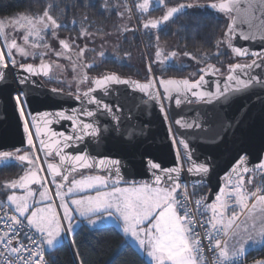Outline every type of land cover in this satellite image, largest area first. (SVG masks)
<instances>
[{
	"label": "snow or ice",
	"instance_id": "1",
	"mask_svg": "<svg viewBox=\"0 0 264 264\" xmlns=\"http://www.w3.org/2000/svg\"><path fill=\"white\" fill-rule=\"evenodd\" d=\"M98 2L77 0L85 8L95 7ZM240 2L213 0L201 4L199 0H186L166 6L165 0H158L160 5L166 6V12L159 19L148 20L143 25L145 29L159 30L170 21L186 15L189 9H211L223 14L229 21L216 41L215 58L219 60L221 55L229 52L237 58H250L245 63L230 64L227 82L223 87L217 82L214 92L203 90V86L208 84L205 76L220 72L213 64H207V70L199 69L204 74L194 82L189 79L158 81L165 86L164 95L169 101L173 100V93L177 94L174 101L176 106L194 102L212 105L204 113L202 121L199 118L197 121L173 119L168 124L167 132L172 144L182 146V150H176L177 165L174 167H162L154 162V137L147 126L149 122L141 121V114L135 110L134 97H126L123 103L119 100L106 103L95 94L97 89L108 93L109 86L113 84H131L134 90L146 94L150 99L160 97L155 88V78L147 83H136L112 74L90 80L84 70L93 68L96 61L94 59L89 63L85 54L97 52L95 48H89V43L94 41L99 30H81L83 47L74 39H60L59 31L69 27L60 19L70 10L67 5L61 9L63 0L60 3L45 0L40 12L29 10L0 18V113L6 120L15 118L20 123L24 133H27L29 145L27 151L19 148L0 151V164L14 160L25 165L23 174L18 178L0 184V195L6 200V203L0 200V264H47L45 253L48 249H55L58 244L66 242L75 243L74 237L70 238L69 234L75 232L77 214L91 225H96L105 216L122 220L124 233L136 240L138 247L150 258V264H207L205 250L212 253L215 264H244L248 246H253L254 251H264V248L254 247L264 244V21L260 25L253 23L258 19L255 16L257 11L264 16V0H245L247 7L244 9L240 8ZM150 6L151 0L140 3L133 0L132 6L112 4L111 0L100 3L103 11L114 8L119 16L127 15L129 19L133 8L145 13ZM57 11L60 16L53 15ZM243 25H247V30ZM49 37L58 42V48L48 42ZM241 40L249 43L259 41L261 50L245 48L239 44ZM183 54L189 55L186 51ZM104 55L101 46L98 56L103 58ZM156 55L159 58L161 53L157 52ZM52 56L68 60L76 73L73 77L76 92L72 98L80 101L81 107L71 114L64 110L34 114L30 107L33 93L43 87L35 78L57 81L58 74L63 72V65L51 60ZM176 56L177 53L172 52L164 56L161 63ZM204 59H207V54ZM256 69H260V72H255ZM151 70L149 65L148 71ZM58 82L60 87L49 90L52 97L64 95V87L73 86L67 80ZM84 84L94 87L90 86L81 93L79 87ZM238 93L248 94L245 102L233 98ZM41 95L51 99L47 92ZM253 96L258 97V103H252ZM190 97H195L196 101ZM85 104L94 107L87 108ZM257 109L262 148L258 162L250 165V147L256 135L253 113ZM160 111L168 120L163 103L160 104ZM37 115L45 118L44 128L53 120H68L74 124L73 135L49 130L44 133L47 139L39 141L45 158L52 157L53 153L59 157L58 164H47L50 183L55 185V196L59 198L58 205L48 195V177L40 175L45 170L38 163L40 157L32 151L36 144L31 126H36L35 135H41ZM81 117L90 118V122H85ZM100 117L110 118L115 123L110 129L103 127ZM173 125L178 129H198L197 135L219 150L220 155L233 157L234 162L224 177V186L219 188L213 202L209 203L203 197L193 202L191 197L195 193H189L182 174L196 177L197 182L204 185L219 158L217 153L201 159L190 147L187 137L183 133L178 136L173 131ZM86 138H89V143L84 144ZM91 141L96 143L93 145ZM80 144H84V148H80ZM102 145L106 150L115 149L121 158L104 155L97 159L92 153ZM69 148L78 151L75 154L64 151ZM88 148H91V152L85 150ZM138 162L146 163L151 171V181L138 183L124 178L123 172H130ZM97 168L104 174H92ZM81 170L89 171L85 173ZM74 174H79L80 178ZM197 182L192 184L193 188ZM33 185L38 189L34 190ZM17 190H23V194L18 195ZM93 192L94 195H82ZM58 209H62V212ZM110 264H115V260ZM256 264H264V260Z\"/></svg>",
	"mask_w": 264,
	"mask_h": 264
},
{
	"label": "trees",
	"instance_id": "2",
	"mask_svg": "<svg viewBox=\"0 0 264 264\" xmlns=\"http://www.w3.org/2000/svg\"><path fill=\"white\" fill-rule=\"evenodd\" d=\"M129 1L131 4L133 3V0ZM56 2L60 3V0H56ZM102 2L103 0H99L95 7L85 8L77 3V0H63L61 9L67 5L70 10L63 16H60L59 11L53 13V15L60 16L62 23L69 25L67 29L60 31L64 34L79 35L77 24L80 21L83 24H88L91 29H102L106 24L111 25L118 22L119 15L116 9L109 8L107 11H103L100 7ZM115 2V4L127 3L126 0H115ZM181 2H186V0H165V5L173 6ZM187 2H192V0H187ZM209 2L210 0H199L201 4ZM44 3L45 0H0V18L11 17L16 13L29 10L43 11ZM162 10L160 8L154 10L151 15L159 17ZM228 22L226 16L213 12L211 9H189L186 15L180 16L174 22L170 21L159 30L149 28L143 31L141 29V36L136 33L131 37L132 44H129L131 51H143L138 56L141 66H126L114 60L105 62V66L109 68L117 67L118 72L130 74L137 79H144L140 78L142 76V65L146 63L147 69L150 64L146 61L147 55L144 53L143 46H145V51L147 50L150 57L153 55L157 58L156 53L162 48L167 47L168 50H172L175 47L182 52H188L190 57H202L207 54V57L211 59L210 62L227 64L230 53L221 55L219 60L215 57L217 52L216 41L224 33ZM157 36L159 37L158 40ZM130 47H127V49L129 50ZM192 64L193 62L181 63V65L174 62L164 64L159 59L157 66L152 64V69L154 75L163 80L186 79L187 77H193V80H195L202 72L192 68ZM146 72L150 74L148 77L153 74L148 69ZM22 172L23 165H20L17 161L13 160L7 164H0V183L7 179H16ZM207 191L208 188L204 185L195 188V193L198 195H205ZM73 237L75 243H72V246L69 242H66L58 244L55 249L48 251L51 264H110L112 260H115V264H149L132 244L125 241L123 234L113 225L90 229L87 225L82 224L70 235V238ZM258 248H264V244ZM257 260H264V251L250 250L245 261L253 262Z\"/></svg>",
	"mask_w": 264,
	"mask_h": 264
},
{
	"label": "water",
	"instance_id": "3",
	"mask_svg": "<svg viewBox=\"0 0 264 264\" xmlns=\"http://www.w3.org/2000/svg\"><path fill=\"white\" fill-rule=\"evenodd\" d=\"M240 8L244 9L247 7V4L245 3V0H241L240 2ZM255 16L258 17V19L254 20L253 23L256 25H260L262 21H264V16L260 14L259 11L255 13ZM245 30H247V25H243ZM239 44L243 45L245 48H249L252 51H260L261 50V44L259 41H256L254 43H249L245 41H239ZM245 63V62H240ZM207 70V69H206ZM255 72H260V69H256ZM204 73H201L200 75H203ZM227 74L221 75H206L205 79L208 81V84L203 86L204 91H215L216 90V83L219 82L221 86L227 82L226 77ZM112 75V74H109ZM117 75V74H114ZM199 75V76H200ZM119 76V75H117ZM121 79L133 81L136 83H147L149 79L155 78L157 80V83L155 85V88L159 91L160 97L157 100L150 99L146 94L140 93L139 91H136L132 88L131 84H113L109 86V92L103 93L101 89H97L98 96L102 97L106 103H112L113 101L119 100L121 103L124 102L125 98H133L135 99L136 108L135 110L138 111L140 115L141 121H147L148 127L151 128L152 136L154 137V145H155V161L157 163H160L162 167H174L177 165L176 160V150L177 145L172 144L170 135L167 132L168 124L172 122L173 119H183L187 121H197L198 118L202 121L204 118V113L212 107V105L205 104L203 102H194V103H183L180 106L175 105V97L176 93H173V100L169 101L167 96L164 95V85L160 84L158 81L163 80L155 75H152L147 80H140L137 78H131V77H121ZM42 78L45 77H36L41 85H43L42 88H39V90L35 93H33V97L31 99L30 107L33 110L34 114H40L45 111L47 112H58L61 110H64L66 113L71 114V112L74 109H79L81 107L80 101L75 100L72 98L71 92L63 91L65 94L52 97V94L49 92V90L53 87L47 86ZM102 78V77H97ZM97 78H93L97 79ZM196 78L195 80H198ZM179 80V79H178ZM190 80V81H195ZM94 87V85H91ZM87 91V89L85 90ZM251 92V90H249ZM256 91H259L258 89ZM47 92L48 96L51 97V99H46L41 93ZM84 92V91H83ZM246 93H238L233 97L236 100H239L241 103L245 102L247 99ZM193 101H196L195 97H190ZM163 103L165 112L168 114V120L164 119V113L160 111V104ZM252 103H258V97L253 96L252 97ZM85 107L92 108L94 106L85 104ZM126 111V109H125ZM259 110L257 109L253 113V119L256 124V135L255 138L252 141L250 151L252 155L250 156V165L255 164L258 162V158L261 155V140L259 137ZM85 120V122H90V118L87 117H81ZM31 119V118H30ZM45 118L37 115V124L41 127V135L37 136L38 142L40 139L44 138L47 139L46 136H44V133L51 131H55L57 133H64L65 135H73V129L74 124L71 121L68 120H60L55 121L48 125L47 128L43 127V120ZM100 122L103 127L111 128L112 124L115 122L111 121L110 118L100 117ZM34 132L36 131V126H33ZM173 131L176 132V134L179 136L181 133L184 134V136L187 137V139L190 141V147L195 151V153L202 159L205 155L211 154L213 152H216L218 155V159L215 161V163L212 166V171L208 178L206 179L204 186L208 188V191L206 192V200L211 203L214 201L215 195L218 193L219 188L221 187L222 183V175L225 174L230 170L231 165L233 164L234 160L233 157L229 154L220 155L219 150H216L213 145L210 143H207L203 141L197 133L199 132L198 129H178L176 125H173ZM107 135V133H105ZM89 143V138H86L84 144ZM91 143L94 145L96 141H91ZM84 144H80V148H84ZM180 149L182 150V146H180ZM16 148H19L21 150H29V145L27 144V133H24L22 127L20 126V123L15 119L12 118L11 120H6L4 115L0 113V151H14ZM86 151L91 152V148L85 149ZM33 151V149H32ZM41 151L44 153V150L41 149ZM65 152L69 154H75L78 149H65ZM101 155H97V154ZM93 155L97 156V159L103 158L104 155H108L113 159H120V154L115 149H105V147L102 145L101 147L97 148L95 152L92 153ZM52 160L48 161V163H59V157L55 156L53 153V156L51 157ZM83 172L89 171V170H81ZM94 172L103 173L99 168L95 169ZM50 174V173H49ZM104 174V173H103ZM41 175V173H40ZM75 175V174H74ZM124 178L126 180L132 181H151L152 175L151 171L147 169V165L137 163L136 167L132 169L130 172L124 171L123 172ZM188 180L191 184L198 181V178L196 177H190L188 176ZM182 179L185 180L184 174H182ZM203 185H200L198 182L196 184L195 188H199Z\"/></svg>",
	"mask_w": 264,
	"mask_h": 264
},
{
	"label": "rangeland",
	"instance_id": "4",
	"mask_svg": "<svg viewBox=\"0 0 264 264\" xmlns=\"http://www.w3.org/2000/svg\"><path fill=\"white\" fill-rule=\"evenodd\" d=\"M127 3L129 6H132V4L130 3L129 0H126ZM136 3H140L142 2V0H135ZM210 2H213V0H210ZM215 2H219V0H215ZM111 3L112 4H115V0H111ZM163 9L162 10V14H160L159 17H156L154 15H151L152 11L154 10H157V9ZM166 12V8L164 7V5H160L158 3V0H151V6H150V9L148 12H145V13H141L138 9H135L133 8V12L131 14V19L127 18V15L125 17H121L119 16V20L118 22L114 23V24H111V25H104L101 28H94V29H91L89 28V25L88 24H83L82 21H80L77 25L79 27V35L78 34H74V35H70L69 33L68 34H64L63 32L59 31L58 35H59V38L60 39H64V38H70V39H74L76 41L77 44H80L81 47H83V43L82 41L84 40V38L81 36V30L82 29H88L89 31H92V32H97V30H99V32L97 33L96 35V38L94 39V41L92 43H89V48H95L97 50V52L95 53H92V52H89V53H86L85 54V59L89 62V63H92L93 60L95 59L96 61V66L97 65H100V62L104 59H111V58H117L118 60H120L122 63H125L126 65H130V66H135V67H138V66H141V63H139L140 59H139V55L143 52V51H135V52H132L131 51V47L129 46V44H131V37L133 35H135L136 33H138L140 36H141V29L143 31H145L146 29L143 27L144 23L147 22L148 20H151V19H159L164 13ZM223 15V14H222ZM228 20V18H227ZM127 28L128 31H123V29ZM119 29V31H118ZM153 30V29H152ZM104 33H109L110 35H107L105 36ZM48 42L50 44L53 45V47H57L58 48V42L57 41H54L51 37L48 38ZM143 43V42H142ZM127 44L124 47V45ZM101 46L103 48V51L105 53L104 57L103 58H100L98 56V52L99 50H101ZM127 47H130V49L128 50ZM144 47V53H146L147 55V58H146V61L147 63H149L151 65V69L153 68L152 64H154V66H157V63L159 62V59L160 61L163 59L164 56H168L170 55L172 52H176L177 53V56L173 59V60H170V61H167L165 62L164 64L166 63H175V64H178V65H181L182 64H186L188 62H193V64L191 65L192 68H195L199 71V69L202 67V66H206L207 64H213L215 66H219V67H224L223 64H218L217 62L214 63V62H210V58L207 57V59L205 60L204 57L205 56H202V57H195L196 59H193L192 57H190L189 55L188 56H185L182 52L180 51L178 48H175L172 49V50H168L169 48L165 47L164 49L162 48V50H159L158 52L161 53V56L158 58H156L155 56L151 55V57L148 55L147 53V50L145 51V46ZM123 50V52H122ZM75 51H73L74 55H75ZM230 53V52H229ZM135 55V56H134ZM19 59V57H17ZM50 58H55L54 56L50 57ZM151 59V60H150ZM203 60L204 62H200L198 63V61H201ZM238 60L237 57H235L233 54L230 53V59L229 61H227V67L230 65V64H234L236 63ZM30 62V61H29ZM60 63L61 65H63V72L58 74V79L60 81H63V80H67L69 82H72L73 81V77L76 75V73H74L72 71V67H71V64L68 60L64 59V58H61L60 59ZM146 64V63H145ZM142 65V68L141 69V73H142V76L140 78H144L143 80H147L148 79V76L150 74H147L148 72L147 69H146V66ZM149 66V65H148ZM147 66V67H148ZM223 69V68H222ZM88 70V69H87ZM150 73H153V69L151 70ZM151 75H154L151 74ZM186 79H189V80H193V77H187ZM85 173H88V171H86ZM92 174H99V175H103V173H98V172H94ZM76 175V178H80L79 174H75ZM136 182H142V181H136ZM48 188H49V193L48 195L52 197L53 199V202L58 205V201H59V198L55 196V185L52 184V186L49 185V183L47 184ZM34 190L38 189V186L36 185H33L32 186ZM53 188V189H52ZM17 194H23V190H17ZM84 194H93L94 193H82V195ZM58 199V200H57ZM0 200H5L4 196L0 195ZM6 202V200H5ZM74 207V206H73ZM58 211H61L62 212V209H58ZM78 214H77V218L76 220L74 221V224H76V226H78ZM89 227H100V226H108V225H113L115 227H117L119 229V231L123 234L124 238H125V241L126 242H129L130 244H132L147 260L148 262L150 263V258L147 257V255L138 247V243L136 242V240L131 236V235H126L123 231V221L122 220H117L115 218V216L113 217H107L105 216L100 222H98L96 225H91L89 223H86ZM71 235L73 233H70ZM52 249H48V251H51ZM257 261H253V262H247L248 264H256Z\"/></svg>",
	"mask_w": 264,
	"mask_h": 264
},
{
	"label": "flooded vegetation",
	"instance_id": "5",
	"mask_svg": "<svg viewBox=\"0 0 264 264\" xmlns=\"http://www.w3.org/2000/svg\"><path fill=\"white\" fill-rule=\"evenodd\" d=\"M131 44H132V41H130ZM74 55V53H73ZM51 60H55V61H58L60 63V59L59 57H55L54 59L53 58H50ZM114 60L115 62L119 61L121 64H125V63H122L120 60H118L117 58H111V59H104L100 62V65H95L93 68H90V69H85L84 71H86L88 77L90 78V80H92L93 78H97V77H103L104 75H109V74H117L121 77H131V78H135L133 77L132 75L130 74H123L121 72H118L116 69L117 67H113V68H109V67H106L105 66V62L107 61H111ZM250 60L249 57H241V58H238L237 62L236 63H240V62H248ZM32 62V61H30ZM38 62V61H37ZM114 62V63H115ZM61 64V63H60ZM116 65V64H115ZM126 65V64H125ZM126 66H130V65H126ZM224 67H219V66H216L217 68L220 69V72L218 74H221V75H224L226 74L228 71V67H227V64H223ZM133 67V66H131ZM202 68L206 69V66H202ZM201 68V69H202ZM149 78V77H148ZM43 82L47 85V86H50V87H60V83L58 81H60L57 77V81H52L50 82L48 78H42ZM142 80V79H140ZM73 83V86L72 87H68V86H65L63 91H67V92H71V93H75L76 92V87H75V82L72 81ZM91 84H84V85H81L79 87V91L82 93L83 91H85L86 89H88V87H90ZM22 151H26V150H22ZM46 161H50L52 160L51 157H48V158H45Z\"/></svg>",
	"mask_w": 264,
	"mask_h": 264
},
{
	"label": "built area",
	"instance_id": "6",
	"mask_svg": "<svg viewBox=\"0 0 264 264\" xmlns=\"http://www.w3.org/2000/svg\"><path fill=\"white\" fill-rule=\"evenodd\" d=\"M30 130L33 133V140H34V143L36 144V148L33 149V152H35V154L40 157V160L38 161V163L45 170V171H43L41 173V175L48 177V180H49L48 183H49L50 186H52V184L50 183L51 177H50L49 172L47 171V161L45 159L44 153L41 151V148L39 147V142H38V139H37V137L35 135L33 126H31ZM176 145H177V149L180 148L178 144H176ZM181 163H184V162L181 161ZM184 166L187 167L186 163L184 164ZM228 172L223 174L222 177H221V179H222L221 187L224 186V177L228 174ZM184 176H185V180L184 181L187 182V184H188L189 193L190 194L195 193V188H193L192 184L189 182L187 174H184ZM202 197L206 198V194L205 195H198L197 193H195V195H192L191 198H192V201L194 202L196 199H200ZM192 207H193V209H195V204L194 203L192 204ZM6 210L7 209H5V211ZM201 235L203 236V230H201ZM70 245L72 246V243H70ZM205 257H206V260H207V264H215V260H214V257L212 255V253H209L207 250H205ZM45 259L47 261V264H51V262L49 260V256H48V250L45 253ZM244 264H248L247 261H245Z\"/></svg>",
	"mask_w": 264,
	"mask_h": 264
},
{
	"label": "crops",
	"instance_id": "7",
	"mask_svg": "<svg viewBox=\"0 0 264 264\" xmlns=\"http://www.w3.org/2000/svg\"><path fill=\"white\" fill-rule=\"evenodd\" d=\"M24 168H25V165H23V169H24ZM21 174H23V172H22ZM21 174H20V175H21ZM10 180H11V179L4 180V181H2L0 184H4V183H6V182H8V181H10ZM93 193H94V192H93ZM4 198H5V197H4ZM57 200H58V199H57ZM5 203H6V202H5ZM93 219H96V217H93ZM75 220H76V219H75ZM75 220H74V221H75ZM78 221H79V222H78V226H76L75 231L79 228L80 225H82V224L87 225L86 223H88L87 220H85L84 218H81V217L78 218ZM87 226H88V225H87ZM106 226H107V225H106ZM88 227H89V226H88ZM100 227H103V226H100ZM100 227L97 226V227H92V228L89 227V228H90V229H95V228H100ZM70 235H71V234H69V236H70ZM128 243H129V242H128ZM262 245H263V244H262ZM262 245H255L254 247H255V248H258V247H260V246H262ZM250 250H253V246H251V245L248 246V252H249ZM146 260H147V259H146ZM147 261H148V260H147ZM257 261H259V260H257ZM149 264H150V263H149Z\"/></svg>",
	"mask_w": 264,
	"mask_h": 264
},
{
	"label": "bare ground",
	"instance_id": "8",
	"mask_svg": "<svg viewBox=\"0 0 264 264\" xmlns=\"http://www.w3.org/2000/svg\"><path fill=\"white\" fill-rule=\"evenodd\" d=\"M53 189V188H52Z\"/></svg>",
	"mask_w": 264,
	"mask_h": 264
}]
</instances>
